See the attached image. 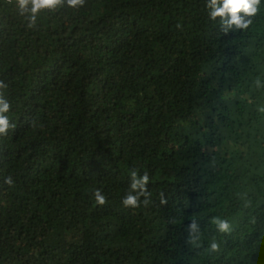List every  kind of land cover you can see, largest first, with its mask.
I'll return each instance as SVG.
<instances>
[{"label":"trees","instance_id":"obj_1","mask_svg":"<svg viewBox=\"0 0 264 264\" xmlns=\"http://www.w3.org/2000/svg\"><path fill=\"white\" fill-rule=\"evenodd\" d=\"M0 264H264V0H0Z\"/></svg>","mask_w":264,"mask_h":264},{"label":"built area","instance_id":"obj_2","mask_svg":"<svg viewBox=\"0 0 264 264\" xmlns=\"http://www.w3.org/2000/svg\"><path fill=\"white\" fill-rule=\"evenodd\" d=\"M7 2H13V1H15V0H6Z\"/></svg>","mask_w":264,"mask_h":264}]
</instances>
